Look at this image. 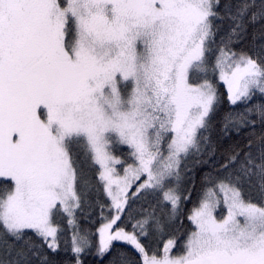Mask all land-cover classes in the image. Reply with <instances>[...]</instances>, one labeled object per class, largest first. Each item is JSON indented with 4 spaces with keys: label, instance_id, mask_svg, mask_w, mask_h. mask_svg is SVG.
<instances>
[{
    "label": "snow or ice",
    "instance_id": "obj_1",
    "mask_svg": "<svg viewBox=\"0 0 264 264\" xmlns=\"http://www.w3.org/2000/svg\"><path fill=\"white\" fill-rule=\"evenodd\" d=\"M0 264H264V0H0Z\"/></svg>",
    "mask_w": 264,
    "mask_h": 264
}]
</instances>
